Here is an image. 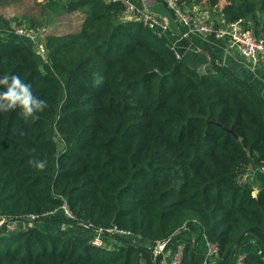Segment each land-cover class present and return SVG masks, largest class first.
I'll return each instance as SVG.
<instances>
[{"label":"trees","instance_id":"obj_1","mask_svg":"<svg viewBox=\"0 0 264 264\" xmlns=\"http://www.w3.org/2000/svg\"><path fill=\"white\" fill-rule=\"evenodd\" d=\"M179 1L264 36V0ZM47 6L84 16L78 32L46 39L47 61L0 33V78L19 75L47 102L38 119L0 113V219L40 216L26 230L0 227V264H162L181 243L180 264H192L191 251L196 264L205 242L218 245L210 264L241 254L264 264V171L242 181L264 168L261 90L213 60L212 75L198 74L164 37L121 21L122 1ZM42 160L43 170L30 163ZM81 224L132 235L93 246ZM63 225L72 228L51 229Z\"/></svg>","mask_w":264,"mask_h":264},{"label":"built area","instance_id":"obj_2","mask_svg":"<svg viewBox=\"0 0 264 264\" xmlns=\"http://www.w3.org/2000/svg\"><path fill=\"white\" fill-rule=\"evenodd\" d=\"M107 3H114L122 1L124 6L123 12L119 15L121 21H136L141 23L144 27L155 31L160 37H164V34L169 32L168 21L157 15H153L133 5L127 0H105ZM169 13L170 19L173 23L183 28L181 33L183 38L189 37L191 34H197L200 36H210L215 39L224 41L227 43L230 49H233L242 59L248 64L250 68L257 67L264 59V36L256 35L252 30L245 28L241 20L227 23L223 14H214L209 11H191L184 7V4L179 0H158ZM213 14V15H212ZM20 36L29 35L26 31L20 30ZM36 53L43 57L45 54V46L42 43H38L36 46ZM173 50V49H172ZM174 51V50H173ZM177 58H179L176 55ZM264 171V168H261ZM247 178V174L242 177L244 182ZM61 210L65 216L69 219H74L71 213L68 211L66 203H63ZM54 212L44 213L41 217L52 215ZM40 216L34 214L26 215L23 220H8L0 219V227L3 226L6 231L14 232L20 225H24L26 221H34ZM85 229L92 231L93 236L90 239V244L93 246H103L104 236H120L128 237L132 234L123 229H119L116 226L106 229H93L91 224H81ZM154 253L156 255L163 254L165 244L157 243L154 247ZM206 254L201 264H210L214 259L218 258L219 250L218 245L215 243L205 242ZM184 244L181 243L177 246L170 261L167 264H180L183 257ZM164 255V254H163ZM245 255L241 254L235 264H242Z\"/></svg>","mask_w":264,"mask_h":264},{"label":"crops","instance_id":"obj_3","mask_svg":"<svg viewBox=\"0 0 264 264\" xmlns=\"http://www.w3.org/2000/svg\"><path fill=\"white\" fill-rule=\"evenodd\" d=\"M127 1L137 7L145 9L153 15L163 17L168 21L169 32L164 34V39H166L168 46L174 50L175 54L184 60L189 66L198 69L200 66L210 65V68L212 69L211 62L213 60L217 64L227 67L236 76L246 79L249 83H252L259 88L264 94V66L261 65L264 63V59L257 67L250 68L242 57H240L235 50L234 51L236 53H233V49H230L224 41L215 39L214 37H205L197 34H191L189 37L183 38L181 35L183 28L171 21L168 11L161 3L158 2V0ZM183 4L186 9L191 11L204 10L210 12V8L205 3L197 5L194 4L192 6L186 5L184 2ZM253 172L255 173V171ZM255 193L256 191L254 194ZM63 226L64 228H67V226ZM72 231L75 232V234L80 233L77 230ZM137 240H139V238ZM154 247L155 244L153 249H155ZM175 247V245L171 246L164 253V260L162 261V264H167L170 261L172 254L176 249ZM205 254V245L200 247L198 246L196 251V264L202 263L205 258Z\"/></svg>","mask_w":264,"mask_h":264},{"label":"rangeland","instance_id":"obj_4","mask_svg":"<svg viewBox=\"0 0 264 264\" xmlns=\"http://www.w3.org/2000/svg\"><path fill=\"white\" fill-rule=\"evenodd\" d=\"M50 1L62 4L68 0H0V33L20 37L19 31H26L29 35L20 38L30 42L36 50L38 43L45 46L48 37L64 38L78 32L84 19L82 13L65 11L60 15L55 14L47 6ZM260 23L264 24V13L260 18ZM46 52L45 48V54L41 58L43 61H47ZM232 52L236 53L234 50ZM261 65L264 66V63ZM249 169L247 176L251 181L256 178L255 173H263L261 169L251 167ZM69 227L72 228L67 225L68 229ZM26 228L27 223H24L17 230H26ZM67 228L59 226L51 229H61V232L66 233Z\"/></svg>","mask_w":264,"mask_h":264},{"label":"clouds","instance_id":"obj_5","mask_svg":"<svg viewBox=\"0 0 264 264\" xmlns=\"http://www.w3.org/2000/svg\"><path fill=\"white\" fill-rule=\"evenodd\" d=\"M0 113L20 110L25 120L29 118L38 119L37 114L47 108V102L32 93L31 86L25 83L19 75H4L0 78ZM37 169L45 168V161H30Z\"/></svg>","mask_w":264,"mask_h":264},{"label":"water","instance_id":"obj_6","mask_svg":"<svg viewBox=\"0 0 264 264\" xmlns=\"http://www.w3.org/2000/svg\"><path fill=\"white\" fill-rule=\"evenodd\" d=\"M197 73L200 74V75H212L213 74V71L212 69L210 68V65H205V66H200L198 69H197ZM167 241L164 242V244L166 245ZM156 254L153 252V254L151 255V260L154 261V258H155ZM190 258H191V263L193 264V259H194V252L191 251V254H190Z\"/></svg>","mask_w":264,"mask_h":264}]
</instances>
